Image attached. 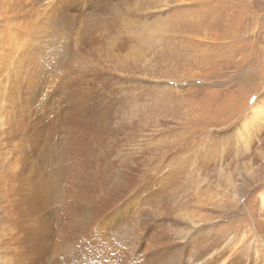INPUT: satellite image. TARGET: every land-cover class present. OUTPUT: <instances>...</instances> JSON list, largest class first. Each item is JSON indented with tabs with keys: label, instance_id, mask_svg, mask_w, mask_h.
Wrapping results in <instances>:
<instances>
[{
	"label": "bare ground",
	"instance_id": "6f19581e",
	"mask_svg": "<svg viewBox=\"0 0 264 264\" xmlns=\"http://www.w3.org/2000/svg\"><path fill=\"white\" fill-rule=\"evenodd\" d=\"M6 5L17 18L15 35L6 36L0 25V264H264V242L255 234L217 232L212 217L166 201L194 164L201 178L193 195L201 206L209 203L203 198L230 196L239 203L248 188L264 184V154L257 155L255 169L239 163L230 172L223 168L227 156L237 159L259 141L264 103L245 110L228 152L215 138L201 151L191 149L216 102L161 105L158 112L164 119L171 115L176 127L154 152L136 143L135 117L127 110L136 86L126 91L104 69H88L100 100L92 105L85 98L84 68L66 65L58 77L52 70L57 65L44 67L57 55L63 64L68 60L66 42L43 49L29 44L39 39L41 24L66 20L69 0H56L45 13L42 4ZM38 12V19L31 17ZM160 85L145 82L142 88ZM244 87L249 95L250 86ZM188 194L181 196L184 204L191 201ZM256 200L264 215L263 190Z\"/></svg>",
	"mask_w": 264,
	"mask_h": 264
},
{
	"label": "rangeland",
	"instance_id": "374dc122",
	"mask_svg": "<svg viewBox=\"0 0 264 264\" xmlns=\"http://www.w3.org/2000/svg\"><path fill=\"white\" fill-rule=\"evenodd\" d=\"M55 1L21 0L23 8H39L42 4L44 13ZM5 7L6 0H0V25L6 36L8 32L15 35L12 25L17 17ZM40 13L31 17L38 19ZM65 18L41 24L37 29L39 39L29 42L40 49L48 48L53 41L68 44V60L63 64L57 55L45 69L57 65L52 70L62 77L66 65L84 68L85 98L92 105L100 100L96 95L97 79L88 69H104L126 91L136 86L138 94H131L136 98L128 102L127 110L135 117L136 143L154 152L160 147L159 140L166 135L170 137L169 131L176 127L170 122L171 115L164 119L159 113L161 105L203 103L206 99L216 102L210 109L213 116L207 119V126L199 127L197 143L191 144V149L201 151L215 138L218 146L228 152L235 142L231 138L234 134L235 138L238 136L234 129L242 115L252 104L264 103V0H69ZM27 22L36 25L29 17ZM156 81L161 84L159 89L142 88L145 82ZM247 85L251 90L249 95L244 87ZM160 119L163 125L158 122ZM259 137L248 153L237 159L227 156L224 170L230 172L238 163L255 169L257 155L264 154V133ZM162 163L152 164L151 169ZM198 168L194 164L190 176L181 183L182 188L166 201L180 211H198L212 217L217 232L230 234L239 230L255 234L264 242V215L258 214L255 206L258 191H264V184L248 188L239 203L230 196L212 202L203 198L209 203L201 206L193 195L201 178ZM186 192L191 200L188 204L181 198ZM217 203H220L218 208Z\"/></svg>",
	"mask_w": 264,
	"mask_h": 264
}]
</instances>
